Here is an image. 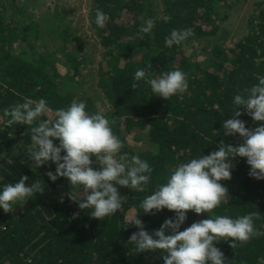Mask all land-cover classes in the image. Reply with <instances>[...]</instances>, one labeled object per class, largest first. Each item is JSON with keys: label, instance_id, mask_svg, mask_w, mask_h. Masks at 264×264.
Wrapping results in <instances>:
<instances>
[{"label": "trees", "instance_id": "trees-1", "mask_svg": "<svg viewBox=\"0 0 264 264\" xmlns=\"http://www.w3.org/2000/svg\"><path fill=\"white\" fill-rule=\"evenodd\" d=\"M92 1L93 25L105 49L97 73V85L108 104L103 113L124 142L120 154L129 159L139 154L147 160L153 167L151 181L144 192L120 188L121 195L127 196L124 208L97 220L90 217V210H79L67 196L61 202L60 197L70 191L68 180L61 177L52 182L45 175L49 170L55 172V164L49 162L38 169L29 167L31 162L25 154L31 141L28 134L23 135L27 126H7L5 121L9 117L3 116L5 108L28 97L46 99L53 110L67 107L73 100L86 102V110L91 113L100 110L94 100L78 93L81 90L78 77L81 65L87 61L85 56L74 52L72 46L59 45L66 59L60 62L65 67L61 75L55 52L37 49L35 41L43 34L40 25L36 21L14 23L8 19L7 6L0 0V116L5 120H0V191L9 182L17 183L23 175L30 178L26 184L42 179L47 185L43 195L37 194L27 204L19 203L13 213L0 208V264H164L162 256L166 253H139L133 244L127 243L138 231L128 225L130 217L140 214L147 231L158 229L175 213L163 209L156 215L143 214L140 204L166 182L169 169L209 154L219 147L221 140L233 146L242 142L238 134L223 136L222 122L236 110L233 97L237 91L251 87L264 76V0L254 4L256 9L246 22L247 31L242 33L234 50L216 48L218 56L211 66L198 62L197 56H192L196 54H187L186 50L206 53L239 0H163V9L158 12L156 0ZM97 8L109 17L103 28L95 23ZM149 17L156 23L151 33L145 34L140 27ZM55 28L54 24L44 33L54 34ZM188 28L194 31L193 37L180 45L166 46L165 38L173 29ZM46 34H43L45 41ZM16 43L20 44L17 52ZM232 52L237 53L228 58ZM228 61L230 65L226 66ZM149 63L156 77L176 68L186 72L187 91L168 100L154 96L150 85L134 80L135 71ZM133 83L138 87L133 89ZM240 119L248 128L264 123L254 122L246 114ZM134 128L145 133L154 152L130 147L127 136ZM21 160L25 163L21 164ZM233 163L231 180L221 181L231 199L208 214L189 211L181 231L208 216L227 215L235 219L258 211L260 219L255 221V227L262 233L260 236L246 243L237 242L234 249L226 238L215 246L231 264H264V180L249 177L246 158L237 157Z\"/></svg>", "mask_w": 264, "mask_h": 264}, {"label": "clouds", "instance_id": "clouds-1", "mask_svg": "<svg viewBox=\"0 0 264 264\" xmlns=\"http://www.w3.org/2000/svg\"><path fill=\"white\" fill-rule=\"evenodd\" d=\"M108 19L106 13L96 9L98 27H105ZM155 23L153 18L144 19L140 31L151 33ZM194 35L191 28L173 29L165 38V44L180 45ZM151 69L150 63L137 69L134 80H143L150 85L154 96L168 100L187 91L186 72L176 68L156 77ZM131 87L135 89L138 84L133 83ZM233 104L236 110L222 122V134L225 137L238 134L242 142L233 146L221 140L219 147L209 154H201L169 169L166 182L146 196L140 208L148 215L168 209L175 216L165 219L158 229L149 232L139 218L140 214L132 215L128 225L135 226L138 231L129 237L127 243L133 244L137 252L162 251L166 253L162 256L164 264H231L215 246L220 240L230 239L229 247L234 249L237 242L246 243L262 234L255 227V221L260 219L258 211L235 219L227 215L208 216L181 231L189 211L208 214L231 199L228 188L221 181L231 180L235 167L233 161L237 157L246 158L250 166L249 177L264 180V123L248 128L240 119L246 114L254 122H264V76L251 87L238 90ZM46 115L52 118H43ZM3 116L9 117L5 121L9 127L13 124L27 126L23 135L28 134L31 141L25 154L31 162L29 167L38 169L49 162L55 164V172L49 170L45 175L52 182L61 177L68 180L70 191L60 197L61 202L67 196L79 210H90L91 218L103 220L124 208L127 196L121 195L120 188L144 192L151 181L153 167L150 163L139 154L130 159L121 155L124 142L114 133L112 122L102 111H87L84 101L73 100L67 107L53 110L44 98L25 97L22 103L5 108ZM20 163L24 164L25 160ZM29 179L23 175L17 183L9 182L3 186L0 208L5 213H13L19 203L27 204L37 194H44L47 188L44 181L36 179L26 184Z\"/></svg>", "mask_w": 264, "mask_h": 264}, {"label": "rangeland", "instance_id": "rangeland-1", "mask_svg": "<svg viewBox=\"0 0 264 264\" xmlns=\"http://www.w3.org/2000/svg\"><path fill=\"white\" fill-rule=\"evenodd\" d=\"M7 6V17L14 23L22 24L27 21H36L40 25L41 32L46 34L49 27L55 24V33L47 35L46 41L43 40L45 35L38 37V41L35 43L39 52L50 53L55 52V55L59 62L56 63L57 69L60 74L63 75L65 67L60 62H65V57L62 52L59 51L58 46L68 47L72 46L74 52L85 56L86 63H83L80 67V74L78 81H80V96H86L94 100V103L100 111H105L108 108V104L103 97L100 88L97 85L99 64L102 61V53L104 47L101 44V40L97 30L93 25V10L94 5L92 0H1ZM163 0H156V12L163 9ZM233 1V0H230ZM238 1V0H237ZM262 0H239L237 5L232 9L231 18L228 19L224 27L219 34L218 39L206 53L199 54L195 49L188 48L187 54L196 55L198 62H201L205 66H211L217 59L216 48H225L228 51L234 50L236 44L241 40L242 33L247 31L248 20L253 13L256 6V2ZM15 3V4H14ZM17 8L14 10L13 6ZM15 13H12L14 12ZM15 14V15H14ZM54 16H58L56 19ZM59 26V28H58ZM68 38V40H66ZM20 44L16 43L15 50H19ZM57 49V50H56ZM230 53V52H229ZM237 52H232L228 58H233ZM229 61H231L229 59ZM229 61L226 66H229ZM210 69H213L210 67ZM220 71V70H219ZM221 72V71H220ZM4 120L0 116V120ZM5 121V120H4ZM130 147L134 150L150 151L154 152L153 148L147 140L145 133L134 128L127 136ZM18 157V152L15 153Z\"/></svg>", "mask_w": 264, "mask_h": 264}]
</instances>
